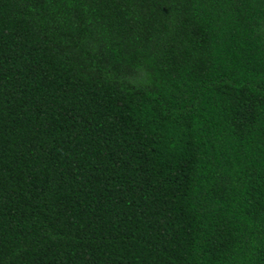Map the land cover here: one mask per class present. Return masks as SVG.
Returning a JSON list of instances; mask_svg holds the SVG:
<instances>
[{"label": "trees", "instance_id": "obj_1", "mask_svg": "<svg viewBox=\"0 0 264 264\" xmlns=\"http://www.w3.org/2000/svg\"><path fill=\"white\" fill-rule=\"evenodd\" d=\"M0 264H264V0H0Z\"/></svg>", "mask_w": 264, "mask_h": 264}]
</instances>
